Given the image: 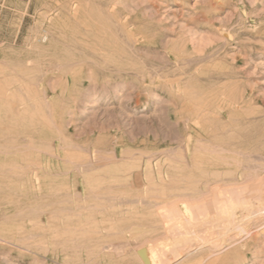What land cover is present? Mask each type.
I'll return each instance as SVG.
<instances>
[{
	"label": "rangeland",
	"instance_id": "374dc122",
	"mask_svg": "<svg viewBox=\"0 0 264 264\" xmlns=\"http://www.w3.org/2000/svg\"><path fill=\"white\" fill-rule=\"evenodd\" d=\"M0 93V264H264V174L201 179L226 110L264 169V0H0Z\"/></svg>",
	"mask_w": 264,
	"mask_h": 264
},
{
	"label": "bare ground",
	"instance_id": "6f19581e",
	"mask_svg": "<svg viewBox=\"0 0 264 264\" xmlns=\"http://www.w3.org/2000/svg\"><path fill=\"white\" fill-rule=\"evenodd\" d=\"M116 4V3H115ZM110 9V8H109ZM92 17V16H91ZM127 24V23H126ZM127 26V25H126ZM127 32V31H126ZM106 36V35H105ZM48 41V36L47 37H44V38H42V42L43 43H46ZM139 43V40L137 41L136 40V46L135 47H137V44ZM102 52V51H101ZM109 56H111V55H109ZM206 57V56H205ZM209 57V56H208ZM188 65V64H187ZM173 81V80H172ZM173 83V82H172ZM3 85V84H2ZM6 86V85H5ZM173 86V85H172ZM8 91V90H7ZM7 91H6V93H7ZM9 93V92H8ZM1 94V93H0ZM4 95V94H3ZM12 95V94H11ZM11 95H9V96H11ZM5 97V96H4ZM12 97V96H11ZM1 98V97H0ZM16 98V97H15ZM2 99V98H1ZM4 99V98H3ZM6 99H7V97H6ZM13 101V100H12ZM11 101V102H12ZM4 102V101H3ZM7 102V101H6ZM10 102V103H11ZM20 103H22V102H20ZM24 103H25V101H24ZM213 103V102H212ZM226 103V102H225ZM14 104V103H13ZM17 104H19V103H17ZM16 104V105H17ZM23 104V103H22ZM35 104V103H34ZM8 105V104H7ZM36 105V104H35ZM37 106V105H36ZM13 107V106H12ZM27 107V106H26ZM39 107H40V105H39ZM42 107V106H41ZM230 107V106H229ZM9 108V107H8ZM40 109V108H39ZM199 109V108H198ZM222 110V109H221ZM229 111V110H228ZM227 110L226 111H224L220 116H221V118L223 119L222 121H223V125L222 126H220V127H217L215 130H211L212 132L211 133H213V135H214V137L215 138H217V140L216 141H214V140H212V142L210 141L209 143L211 144L210 146H212V147H210L211 149H209L210 151H214L215 152V154L214 155H209L208 156V162L209 163H211L212 165L210 166V167H212L213 168V170H211V172H209V173H207V174H205V173H203V175H202V180H204V182L206 183V184H217V183H222L223 185L225 184V185H231V184H242V183H246V180L247 179H251V181L250 180H247V182H249L250 181V183L252 182L253 184H254V182L255 181H252L255 177L257 178H259L261 175H263L264 174V169L263 168H256V167H252V166H250L249 164L247 165L246 163H245V161H243L242 159H237L236 158V155L237 156H240L241 158H251L252 157V154L251 153H249L248 152V150L246 149H244V148H242V150L241 151H239V147H233L232 145H231V142L233 143V141L232 140H235V139H233V132L231 133L230 131H229V127H230V121H231V116H230V113L228 112ZM231 111V110H230ZM17 112V111H16ZM25 113V112H24ZM35 114V113H34ZM46 114V113H45ZM204 114V113H203ZM17 116V115H16ZM19 116V115H18ZM24 116V115H23ZM44 116V115H43ZM218 117V116H217ZM31 118V117H30ZM49 118V117H48ZM201 119V118H200ZM46 120V119H45ZM47 122H48V120H46ZM194 123V122H193ZM35 124V123H34ZM44 124V123H43ZM46 124H48V123H46ZM202 124V123H201ZM232 125V124H231ZM47 126V125H46ZM202 126H204L205 128L203 129V130H206V127H208L207 125H202ZM216 126V125H215ZM13 127V126H12ZM188 127V126H187ZM195 127H196V125H195ZM213 128V126L211 127V129ZM232 128H234V127H232ZM193 129V128H192ZM198 129V128H197ZM202 130V129H201ZM207 130H209V129H207ZM234 131V130H233ZM3 132H5V130L3 129V128H1L0 127V133H3ZM8 132V131H7ZM188 132H189V130H188ZM202 132V131H201ZM200 132V133H201ZM54 132H52L51 134H53ZM197 133V132H196ZM195 133V134H196ZM207 133V132H206ZM5 134V133H4ZM58 134V133H57ZM56 134V136H58ZM212 135V136H213ZM4 136V135H3ZM52 136V135H51ZM200 136H201V134H200ZM55 137V136H54ZM60 137V136H59ZM206 137V136H205ZM211 137V136H210ZM52 138V137H51ZM57 139H58V137H57ZM60 139V138H59ZM199 139H202V138H200L199 137ZM208 139V138H207ZM63 139L61 138V142H63L62 141ZM206 140V139H205ZM208 141V140H207ZM207 141H205V143L207 142ZM14 142V141H13ZM60 142V143H61ZM49 143V142H48ZM60 143H54V145L53 146H55V148L53 147L52 148V150H50V153H52V154H55V156H56V154L57 155H60L61 156V154L59 153V148H61V144ZM6 144V143H5ZM241 145V144H240ZM243 145V144H242ZM35 146V145H34ZM235 146V145H234ZM67 147V146H66ZM42 149V148H41ZM207 150V149H206ZM216 150V151H215ZM46 151V150H45ZM205 151V150H204ZM168 152H170V151H168ZM203 152V151H202ZM45 154V153H44ZM204 154V153H203ZM23 155V154H22ZM50 155V154H49ZM30 156V155H29ZM204 156H206L205 154H204ZM207 157V156H206ZM206 157H203V158H206ZM27 158V157H26ZM50 158V160L48 159V158H44V157H42V163H41V166L39 167V168H41L42 167V169L40 170V172H37L36 174H38L37 176H35V177H37V180L40 178V176H42L43 174H46L48 177L46 178V180L44 181V184L46 183V184H49V183H56L57 181L59 182V180L60 179H58V177H56V176H54L53 174H54V172H56V170H55V166H57V164L54 162V160H51V156L49 157ZM53 159V158H52ZM27 160V159H26ZM195 161H196V159H195ZM235 161H238V162H240L241 164H243V168H237V169H235L234 168V162ZM255 161V160H254ZM32 162V161H31ZM204 162H205V160H204ZM206 162H207V160H206ZM252 162V161H251ZM35 163H36V161H35ZM208 163V164H209ZM38 164V163H37ZM187 164V163H186ZM239 164V163H238ZM256 164H259V163H256ZM255 164V165H256ZM29 165V164H28ZM32 165H34V164H32ZM39 166V165H38ZM2 167V166H1ZM135 167V166H134ZM208 167V166H207ZM234 168V169H233ZM239 169V170H238ZM254 171L253 173H255L254 175H255V177L254 178H251V175L250 174H252V173H248V171ZM39 171V170H38ZM233 171H235V172H237V173H232ZM15 172V171H14ZM46 172V173H45ZM263 173V174H262ZM247 174H249L250 176H249V178L247 177ZM204 175H206L205 176V178L203 177ZM32 177V176H31ZM189 177V176H188ZM253 177V176H252ZM255 178V179H256ZM264 177H262V179H263ZM200 179V180H201ZM254 179V180H255ZM257 180V179H256ZM261 182V181H260ZM260 182H258L257 184H258V186H259V183ZM256 183V182H255ZM243 184V185H244ZM256 184V185H257ZM261 184V183H260ZM95 185V184H94ZM220 185V184H219ZM197 186V185H196ZM241 186V185H240ZM246 186H249L250 188H251V186L252 185H246ZM245 185H244V187H246ZM254 186V185H253ZM264 186V183H263V185L259 188V192L256 194V195H254V196H249V194H248V196L249 197H247V198H245V202L244 203H238V204H235L236 202H237V200H235L236 202L235 203H233V200H230V205H231V214H230V216H232V218H235L236 219V221H235V223H234V227L236 228V226H238V227H240V224H241V222L245 219L246 220V218H258V221H256L257 222V224H258V222H259V220L261 221V219L262 218H264V188H262ZM220 187V186H219ZM218 187V188H219ZM144 188V187H143ZM228 188V187H227ZM235 188V187H234ZM255 188V186L253 187V189ZM193 189V188H192ZM226 189V188H225ZM231 189V188H230ZM257 189H258V187H257ZM257 189H255V190H257ZM220 190V189H219ZM239 190V189H238ZM242 190V189H241ZM246 189L244 188V191H245ZM249 190V189H248ZM247 190V191H248ZM218 191V190H217ZM225 191V190H224ZM258 191V190H257ZM243 192V191H242ZM250 192H251V189H250ZM249 192V193H250ZM209 193V192H208ZM244 193V192H243ZM224 194V193H223ZM240 194H241V192H240ZM245 194H246V191H245ZM255 194V193H254ZM38 195H41V194H38ZM140 195V194H139ZM243 196L242 197H240L241 199L244 197V194H242ZM251 195H252V192H251ZM240 196V195H239ZM75 197V196H74ZM222 198V197H221ZM210 199V198H209ZM244 199V198H243ZM39 200V199H38ZM240 200V199H239ZM195 202V201H194ZM219 202V201H218ZM217 202V203H218ZM240 202H242V201H240ZM222 205V204H221ZM224 206V205H223ZM173 207V206H172ZM175 207V206H174ZM226 208H227V206H226ZM229 208V207H228ZM227 208V209H228ZM226 209V210H227ZM242 211H246V214H247V216H244L243 215V212H241V210ZM244 209V210H243ZM179 211V210H178ZM194 211V210H193ZM221 211V210H220ZM167 212V211H166ZM171 212V211H170ZM174 212V211H173ZM183 212H184V214L188 217V218H191V216H192V211H191V209H190V207L189 206H187V205H185L184 206V209H183ZM175 214H176V212H175ZM196 215V214H195ZM170 216V215H169ZM173 216V215H172ZM176 216H177V214H176ZM225 216V215H224ZM198 217V216H197ZM225 218H226V216H225ZM228 218H230V217H228ZM239 218H244V219H239ZM261 218V219H260ZM170 219V218H169ZM213 219V218H212ZM218 219V218H217ZM227 219V218H226ZM199 220V219H198ZM231 220V219H230ZM252 220V219H251ZM180 221V220H179ZM227 221H229L228 219H227ZM253 221V220H252ZM229 222H231V221H229ZM244 222V221H243ZM247 222H250V221H247ZM193 223V222H192ZM251 223V222H250ZM260 223V222H259ZM194 224V223H193ZM196 224V223H195ZM252 224V223H251ZM251 224L249 225L250 227H251ZM256 224V225H257ZM189 225V224H188ZM253 225H255V224H253ZM189 227V226H188ZM242 227V226H241ZM255 227V226H254ZM231 228V227H230ZM230 228H229V230H230ZM249 228V227H248ZM222 230V229H221ZM228 230V229H227ZM236 230H238V234H242V233H244V231L246 230L247 231V228L246 229H244V228H237ZM231 231V230H230ZM229 231V232H230ZM177 232V231H176ZM232 232V231H231ZM177 233H179V232H177ZM248 233V232H247ZM189 234V233H188ZM229 235V234H228ZM247 235V234H246ZM215 236V235H214ZM253 236V235H252ZM238 237V236H237ZM251 238V237H250ZM232 240V239H231ZM182 242V241H181ZM206 242V241H205ZM211 242V241H210ZM227 242V241H226ZM225 242V243H226ZM214 243V242H213ZM212 243V244H213ZM222 243H224V241L222 242ZM224 243V244H225ZM211 244V245H212ZM227 244V243H226ZM233 244V243H232ZM223 245V244H222ZM221 245V246H222ZM247 245V244H246ZM179 246V245H178ZM213 246V245H212ZM214 246H216V245H214ZM231 247V246H230ZM241 247V246H240ZM245 247V246H244ZM176 248V247H175ZM213 248V247H212ZM216 248V247H215ZM242 249H244V248H242ZM235 251V250H234ZM238 257H240V259H241V257L243 258V257H245L244 256V253L245 252H243L242 253V251H238L237 253L236 252H234ZM146 254H147V252H146ZM226 255H228L227 256V260H229V254H226ZM234 255V254H233ZM209 256H212V255H209ZM206 257H208V255H206ZM205 257V258H206ZM213 257V256H212ZM155 259V258H154ZM201 258H199V260H200ZM202 259H203V257H202ZM239 259V258H238ZM204 260V259H203ZM202 260V261H203ZM147 261H148V263L149 264H155V262H154V260H153V257H148V259H147ZM201 261V260H200ZM212 261V263H213V261L214 260H211ZM220 261V259L217 261V262H219ZM225 262H226V260H224ZM146 262V261H145ZM222 261H220V263H221ZM235 262V261H234ZM239 262H241V261H239ZM239 262H236V264L237 263H239ZM211 263V264H212ZM227 263L229 264V263H232V262H229V261H227ZM210 264V263H209ZM226 264V263H225Z\"/></svg>",
	"mask_w": 264,
	"mask_h": 264
}]
</instances>
